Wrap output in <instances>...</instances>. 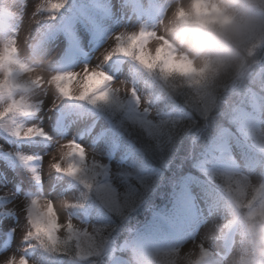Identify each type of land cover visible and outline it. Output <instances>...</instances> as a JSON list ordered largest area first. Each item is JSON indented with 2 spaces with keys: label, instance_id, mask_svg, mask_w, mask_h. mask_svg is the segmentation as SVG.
Wrapping results in <instances>:
<instances>
[{
  "label": "rangeland",
  "instance_id": "obj_1",
  "mask_svg": "<svg viewBox=\"0 0 264 264\" xmlns=\"http://www.w3.org/2000/svg\"><path fill=\"white\" fill-rule=\"evenodd\" d=\"M152 1L159 6V10L152 8L148 0H139L146 15L137 16L133 11V7L124 3L123 0H95V5L106 12L105 17H100L91 11L92 19L100 31L98 42L84 56L85 60H77L73 66L68 65L66 69L54 72L51 70V64L57 53L59 42H55L51 46L40 45L36 48L35 57H30L27 50L50 28L57 14L43 10L46 0H6L7 21L5 28L0 30V47L14 39L18 49L17 59L29 68L35 69L45 78L57 73L81 71L85 67L99 69L105 74H109L112 81L110 86L116 90V98L121 106L118 115L128 119L124 114V104L130 100L132 105L134 113L132 117L136 121L125 120L124 123L134 127L141 125L140 120H147L156 127L170 115L165 105H158V102L154 100L155 93L152 88V82L148 81L131 87V89L135 90L136 97L140 101L137 107L136 98L130 96L129 92L131 79L128 75L127 64H124L120 72L115 74L113 73L112 64L120 55L112 54L107 61L104 59L113 49L115 45L114 38L117 35L123 36L141 30L158 33L164 25L167 16L178 4L189 3V0ZM214 2L217 3V0H214ZM71 32L74 34L78 46H83L84 48L89 46L88 41L85 40L87 34H85L81 22L73 20ZM147 47L154 53V43L150 42ZM36 74L24 73L21 75V80H29L34 78ZM252 78H254L253 73L246 75L245 78L240 77L238 85H245ZM45 87L43 89L30 90L28 93L16 94V99L18 100L21 95L24 96L31 106L32 113L18 119L17 124L19 128L36 126L42 129L49 138L46 140H43L42 137L28 138L27 145H21L20 147L17 144L0 139V154L7 158L12 157V159L17 161L21 160V157H33L35 155H40L41 158V165L37 170L32 167H23L19 163L13 169L4 170L0 168V197L6 201V204L0 208V241L5 239L6 232L12 235L10 244L7 247H0V261L13 256L17 260L24 258L28 264H39L37 261L40 257L38 255L39 251L32 252L33 248L29 250L23 243V240L26 239L24 233L27 230L24 209L30 199L39 197L58 202L56 207L60 211V221L63 222L65 215L63 210L59 209V202L65 199H79L84 194L82 187H80L82 188V193L77 188L67 187L66 185L70 179L58 175L50 167L53 163V158L59 156L61 146L64 143L74 140L86 149L89 164L92 160H95L103 166L107 162L110 167V178L105 184L115 194L118 206L112 207L113 209L107 212L105 207L100 205L95 207V215L98 218L95 219L91 216L88 221L80 219L73 221L78 227L87 228L90 234L93 232V228L106 229L103 232L106 243L101 252L108 249L111 252L113 247L125 245V240L130 231L136 226H140L145 219L142 211L146 213L160 204L158 201L161 202L166 193L172 191L180 178L179 172L185 170L183 168L186 164L183 163L185 161L188 163L189 161V158L186 157L185 159L184 155L176 156V153L172 152V148L167 149L165 152L160 150L162 170L159 180L147 179L146 175H144L145 172L140 171L137 167L139 177L137 179H129L130 175L137 173L132 165L131 157L125 162L121 161L122 154L119 152L117 156L106 157L107 146L103 142L93 147L90 139L85 137L87 126L96 122H92L89 119L86 121L88 122L86 125V122H81L80 119L76 118L68 125V128L76 125L73 131L68 128L63 132L54 130L55 113L58 110L65 109L68 103L58 97L53 90L47 88V85ZM235 92L236 90L231 95H234ZM215 102L216 98H205L202 100V113L200 115H207L206 118L208 117V119L212 120L211 126L207 131L220 125V121L215 116L218 110ZM5 103L6 99L0 100V107H3ZM223 105L227 106L226 104ZM145 110H147V114ZM243 120L245 125L258 127L259 130L264 131V112L259 111L257 116L245 113ZM202 122L198 123L201 124ZM95 127L101 126L97 124ZM141 131L149 133L144 128H141ZM246 131L251 133L250 129ZM224 133L230 142L219 146L217 157L221 159L220 168L222 171L229 174L218 173L214 178L220 181H229L232 194L240 196L242 193L241 202H247L257 196L259 185L264 184V179L261 176L263 167L261 164L251 167L241 164L243 158L239 148L235 147L233 134L230 131H225ZM80 134H82V138L79 140ZM174 145L175 143H169L170 147ZM193 157L194 159L196 158L195 156ZM186 167H188V164ZM200 168L203 169L204 166L200 165ZM37 172L42 177V192L35 188L34 175ZM229 177L234 181L249 182L251 187L246 185L237 186L238 188L234 185L232 186L234 182H230ZM189 179L188 183H191L192 178L190 177ZM133 183H137L141 187L149 183H153V185L155 183V185L149 197L145 196L139 200L136 197V186ZM15 184L21 185L23 190H32L35 196L30 199L26 198L23 191H19L14 187ZM187 187V191L180 196L179 203L175 206L177 214L172 221H156L158 222V229L133 240L137 251L153 254L144 258L135 255V259H143L148 264H194L195 260L200 258L199 250L202 247L206 254H210L208 264H240L239 260L242 256L243 245L238 239L235 240L232 236L223 245H218L215 240L230 222V207L223 201L201 192L197 187ZM253 188H256L257 191L254 192ZM93 197L92 193L87 194L83 204H86L87 200ZM98 197L100 198L99 195ZM130 199L131 201L128 203L132 205L120 209L122 204H127ZM131 210L135 211L132 212ZM100 214H104L105 218L100 217ZM98 219L102 222L101 224L98 223ZM104 221L105 223L103 224ZM160 230L162 231L159 232ZM60 234L63 235L62 229ZM81 243L86 246L89 241L82 239ZM106 245H108V248H106ZM65 260L68 261V259ZM82 264L87 263L82 262ZM89 264H96V262L92 261ZM114 264H125V262L118 260Z\"/></svg>",
  "mask_w": 264,
  "mask_h": 264
},
{
  "label": "snow or ice",
  "instance_id": "obj_2",
  "mask_svg": "<svg viewBox=\"0 0 264 264\" xmlns=\"http://www.w3.org/2000/svg\"><path fill=\"white\" fill-rule=\"evenodd\" d=\"M63 7V0H46L44 11L55 12ZM172 14L178 24H196L202 27H210L216 24L227 23L229 18L223 13L219 4L214 0H189L187 7L178 4ZM171 30V29H169ZM115 45L109 55L104 59L107 61L112 54L128 57L139 66L149 72H158L163 78L178 77L188 82L189 86L197 88L203 85L209 78L210 65L205 62L203 66L197 67L195 62L186 54L179 52L173 44L163 35L157 32L129 33L117 35ZM155 44L154 53L147 46ZM258 49H264V43L253 42L248 48V56L256 57ZM18 49L13 39L3 47H0V100L6 103L0 107V122L9 117H25L31 115V106L21 95L16 99V93H28L33 89H43L47 85L55 94L64 100L85 102L92 106H115L119 107L120 102L116 98V90L110 85V77L99 69L85 67L81 71L63 72L45 78L35 69L29 68L17 59ZM24 73H37L34 78L21 80ZM130 94L136 98L137 107L139 98L136 97L134 89ZM147 114V110H145ZM150 132L155 131L154 126L147 120H140ZM18 138L43 137L45 133L36 126L26 128L17 127L13 132ZM259 145L264 148V136L259 137ZM23 161H31L35 157H21ZM51 169L58 175L67 177L79 182L84 189V194L79 199H65L59 202V209L63 210L65 219L60 221V211L56 203L51 199L35 197L28 201L24 211L27 222V230L24 233L26 239L23 243L26 248H38L42 253L52 256L67 255L77 261L87 264L94 261L95 257L102 251L106 240L103 232L106 229L93 228L90 234L87 228L78 227L73 221L77 218L74 211L83 207V200L87 194L95 191L110 207H117L115 194L110 187L100 181L104 177L105 170L102 164L92 160L89 164L87 151L79 143L68 141L61 146L58 157L53 158ZM230 178V177H229ZM34 179L39 182V173H35ZM238 187L246 185L251 187L249 182L234 181ZM259 190L264 191V184L259 185ZM253 191H257L253 188ZM229 194L237 202V206L246 211L245 223L248 232L247 246L243 249L241 264H264L256 255L258 241L255 238L258 228H264V196L260 201L254 203L255 197L247 202H241L238 198ZM61 229L63 235L60 234ZM82 239L89 243L84 246ZM74 245V248H73ZM200 257L206 255L201 247ZM202 259L195 264H201ZM0 264H28L24 258L9 256L0 261Z\"/></svg>",
  "mask_w": 264,
  "mask_h": 264
},
{
  "label": "trees",
  "instance_id": "obj_3",
  "mask_svg": "<svg viewBox=\"0 0 264 264\" xmlns=\"http://www.w3.org/2000/svg\"><path fill=\"white\" fill-rule=\"evenodd\" d=\"M134 68L138 72L137 75L139 76L140 80H142V78L155 80L153 86L159 88V90H156V92L164 104L168 105L171 103H177V106L183 107L189 113V115L187 117H181L178 120L171 121L168 126L160 127L155 129V131H149V133H146L141 131L140 126L131 127L130 125L124 123V118L118 115L119 111L115 109V106H94V108L96 111L101 112L103 116L108 119V143L119 140L120 144L124 146L125 151H128L131 154L143 152L145 154L143 163L148 160H150L152 163V166H150L148 170L151 177L148 179H154L155 181L159 180L161 177L162 156L160 155V150L165 152L167 149L172 148V152H175L176 156L184 155L185 159L186 157L189 158L188 163L187 161L183 163L186 165L188 164V167L185 165L183 168L185 169V172H179L181 177L186 172L193 173L195 165H193V163L200 161V159L203 157L207 158L211 147L216 145L221 127L216 126L207 131L211 126L212 120L208 119V117L206 118L207 115H200L202 113L201 104L203 99L216 98L215 103L216 107H218V110L216 111L217 114H214H216V119L220 121V124L223 127L227 126L228 124H232V118L236 117L238 114L239 107L243 109H249L250 98L247 94V88L252 89L254 94L259 95L264 101V49H258L257 56L251 57L249 64L241 73L226 80H216L214 77H210V79H208L203 85L197 88L189 86L187 81L178 77L163 78L158 72H149L139 66L137 63ZM252 73L254 74V78H252L251 81H248V83L245 85H238L240 77L245 78L246 75H250ZM234 90H236L235 94L231 95ZM245 90L246 93H244ZM223 104H226L227 106H224ZM230 108L232 113L229 114L228 111ZM172 110L176 112V108H173ZM200 121L203 122L200 124L198 123ZM232 126L234 125L232 124ZM257 132L259 134V131ZM257 132L250 133V135L245 132L246 135L243 137L244 141L252 142L255 140L258 147H260L259 136ZM253 134L255 135V139L249 140L253 137ZM241 137L238 139L241 140ZM170 142L175 143V145L170 147ZM261 149L264 150V148ZM193 156L196 158L194 159ZM133 160L137 164L142 163L141 157H137V155L135 158H133ZM207 175L213 179L215 183L219 184L221 189L223 187L224 191L229 193V181L216 180L214 176H217V174L209 173L208 171ZM154 185L153 183H149L145 184L144 187H141V185L136 184V197H138L139 200L143 199L145 196L149 197ZM233 185L237 187L235 183H232V186ZM174 191L175 190L172 192L170 191L171 193L167 192L161 202L158 201V203H160L158 206H162L161 209L164 208L163 206H167L169 204L172 196L174 195ZM232 195L242 201V193L240 196L235 194ZM93 196L97 198V201L101 204V206L105 207L107 212H110V209H113L107 203H105L101 197L98 198V194L95 191L93 192ZM97 201L94 200V202ZM130 201L131 199L127 201V204H122V208L120 209H124L132 205H129L128 202ZM233 202L237 206V202L234 199ZM134 211L135 210L132 212ZM143 212L144 211H142V215H145L146 217L147 212ZM147 223L148 221L145 224ZM61 257H64V255H61ZM42 259H44V264L51 262L46 257H42ZM101 259L102 256L100 253V255L95 257L93 262L99 264Z\"/></svg>",
  "mask_w": 264,
  "mask_h": 264
},
{
  "label": "clouds",
  "instance_id": "obj_4",
  "mask_svg": "<svg viewBox=\"0 0 264 264\" xmlns=\"http://www.w3.org/2000/svg\"><path fill=\"white\" fill-rule=\"evenodd\" d=\"M217 3L229 18L227 23L210 27L178 24L171 11L158 33L197 67L207 62L211 69L209 77L226 80L249 64L251 57L247 53L251 43H264V0H217ZM256 239L257 258L264 261V228L257 229Z\"/></svg>",
  "mask_w": 264,
  "mask_h": 264
}]
</instances>
